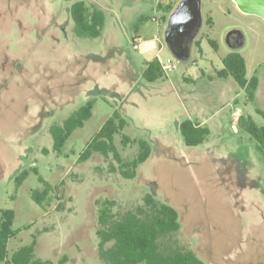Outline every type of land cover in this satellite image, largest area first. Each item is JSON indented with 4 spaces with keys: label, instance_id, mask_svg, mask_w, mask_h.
Returning a JSON list of instances; mask_svg holds the SVG:
<instances>
[{
    "label": "rangeland",
    "instance_id": "1",
    "mask_svg": "<svg viewBox=\"0 0 264 264\" xmlns=\"http://www.w3.org/2000/svg\"><path fill=\"white\" fill-rule=\"evenodd\" d=\"M75 1L0 0V208L14 211L12 227L20 229L8 254L35 239L34 256L42 261L106 264L96 235L100 202L112 201L118 218L144 206L151 193L178 212L172 238L205 264H264V157L232 116L239 107L264 124L257 112L264 110V21L239 11L233 0H201V28L188 58L179 60L164 42L168 17L163 20L157 3L175 7L180 0H85L104 14L93 38L73 31ZM230 29L242 32L239 48L225 42ZM139 38H154L162 78L141 76L147 54L132 46ZM231 51L243 56L246 77L258 78L251 100L232 76L215 75ZM89 100L90 118L57 153L51 126ZM113 113L125 121L112 139L122 160L137 155L140 140L150 147L130 179L110 150L78 160ZM185 119L208 127L203 143L185 145L177 124ZM30 167L58 186V199L51 195L43 207L32 200L31 190L41 186L33 172L15 186L14 177Z\"/></svg>",
    "mask_w": 264,
    "mask_h": 264
},
{
    "label": "trees",
    "instance_id": "2",
    "mask_svg": "<svg viewBox=\"0 0 264 264\" xmlns=\"http://www.w3.org/2000/svg\"><path fill=\"white\" fill-rule=\"evenodd\" d=\"M157 8L163 12L162 17L166 21L173 6L163 1L157 3ZM69 13L74 23L73 31L78 37L93 38L101 34L104 14L93 3L77 0L70 5ZM207 23H211L209 18ZM208 41L213 49L217 50L215 42ZM194 43L200 46L199 40H195ZM222 64L223 68L216 71L215 75L218 78L232 76L239 87L246 91L247 98L251 100L258 86V78L255 75L250 78L246 77V64L243 56L231 51L222 58ZM163 75L164 68L157 58L144 61L141 76L145 80L155 81ZM93 103L92 100L87 101L70 114L62 124L51 126L50 133L54 151L61 153L71 133L82 127L84 122L90 118ZM257 112L264 120V110H257ZM237 123L256 142L257 149L264 157V124L258 126L252 118H245L242 114L237 118ZM124 124V119L116 113L108 117L79 154V162L85 161L94 152L106 153L110 150L119 163L121 175L127 179L135 177L138 166L149 157L150 147L147 142L140 140L137 155L132 159L122 160L112 146V139L114 134L123 129ZM178 128L187 146L203 143L210 133L207 126L191 119L180 122ZM122 137L125 143L129 142V138L124 135ZM29 172L35 173L41 184L39 188L32 189L30 192L32 200L37 205L43 207L44 202L51 195L59 198L58 186L46 181L35 168L21 170L14 177L16 187L22 184ZM143 201L144 206H138L135 211H126L118 218L112 216V201L105 199L100 202L96 235L99 240L101 260L106 264H205L191 249L178 244L172 238V235L180 228L178 212L171 205L157 200L151 193H147ZM14 218L15 213L12 209L0 208V263L9 261L12 264H51L49 261L35 258V239L8 254V241L20 231L12 227ZM60 263L63 262L60 261Z\"/></svg>",
    "mask_w": 264,
    "mask_h": 264
},
{
    "label": "water",
    "instance_id": "3",
    "mask_svg": "<svg viewBox=\"0 0 264 264\" xmlns=\"http://www.w3.org/2000/svg\"><path fill=\"white\" fill-rule=\"evenodd\" d=\"M239 11L254 15L264 21V0H233ZM202 24L201 0H180L167 18L164 42L170 52L179 60L188 58L190 45ZM225 42L231 49L243 44L242 32L230 29L225 34Z\"/></svg>",
    "mask_w": 264,
    "mask_h": 264
},
{
    "label": "crops",
    "instance_id": "4",
    "mask_svg": "<svg viewBox=\"0 0 264 264\" xmlns=\"http://www.w3.org/2000/svg\"><path fill=\"white\" fill-rule=\"evenodd\" d=\"M156 39H157V37H156ZM199 42H200V40H199ZM155 47L156 46H155L154 38H148V39H143L142 38V41L140 42L139 48H142V50H144L145 54H147L146 59H144L145 61H150V60H152L154 58H158L157 57L158 51L155 49ZM162 67L165 69V66L163 64H162ZM201 74L204 75V72L202 71ZM94 85H95V88H99L98 90H100V88H101L100 84L97 83V84H94ZM92 86L93 85H91L90 87H92ZM90 87H88V89H90ZM241 113H242V109L239 108V107H236V109H234V111L232 112V116L238 118L241 115ZM125 115L128 116V117L131 116V115H128V113H126V112H125ZM196 122H198L199 124L204 125L203 122H200V121H197V120H196ZM177 124L179 125V123H177Z\"/></svg>",
    "mask_w": 264,
    "mask_h": 264
},
{
    "label": "built area",
    "instance_id": "5",
    "mask_svg": "<svg viewBox=\"0 0 264 264\" xmlns=\"http://www.w3.org/2000/svg\"><path fill=\"white\" fill-rule=\"evenodd\" d=\"M141 41H142V39H140V38L137 41L136 40H132L133 48L134 49H138Z\"/></svg>",
    "mask_w": 264,
    "mask_h": 264
},
{
    "label": "flooded vegetation",
    "instance_id": "6",
    "mask_svg": "<svg viewBox=\"0 0 264 264\" xmlns=\"http://www.w3.org/2000/svg\"><path fill=\"white\" fill-rule=\"evenodd\" d=\"M174 8V7H173ZM172 11V10H171ZM168 17V16H167ZM167 22V21H166ZM263 189H264V185H263ZM264 191V190H263ZM252 240L255 241L256 243H258V237L256 236H252ZM261 256L264 257V247L261 248Z\"/></svg>",
    "mask_w": 264,
    "mask_h": 264
}]
</instances>
